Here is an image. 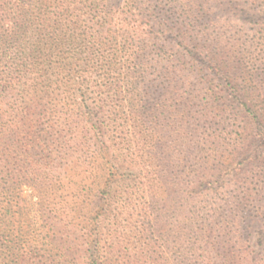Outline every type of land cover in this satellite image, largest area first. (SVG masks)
<instances>
[{"label":"rangeland","instance_id":"374dc122","mask_svg":"<svg viewBox=\"0 0 264 264\" xmlns=\"http://www.w3.org/2000/svg\"><path fill=\"white\" fill-rule=\"evenodd\" d=\"M142 1L143 67L122 112L147 142L107 139L105 153L74 125L51 157L44 207L25 178L40 183L43 169L0 165L20 175L24 263L41 264L53 240L58 264L96 253L105 264H264V0Z\"/></svg>","mask_w":264,"mask_h":264},{"label":"trees","instance_id":"16d2710c","mask_svg":"<svg viewBox=\"0 0 264 264\" xmlns=\"http://www.w3.org/2000/svg\"><path fill=\"white\" fill-rule=\"evenodd\" d=\"M148 9L142 0H0V165L7 170L14 158H23V172L43 169L40 183L25 176L43 207L53 190L47 177L51 157L70 142L74 125L87 128L105 153L107 139L122 144L131 139L137 149L147 142L143 128L123 125L130 121L122 111L125 86L143 67L138 41L147 32L140 20ZM41 155L42 161L31 163ZM121 158L120 153L111 158L116 174L126 165ZM2 170L0 264H25L13 221L21 204L20 175ZM48 244L54 241L44 242L40 262L58 264L61 256ZM96 255L86 264H105Z\"/></svg>","mask_w":264,"mask_h":264}]
</instances>
